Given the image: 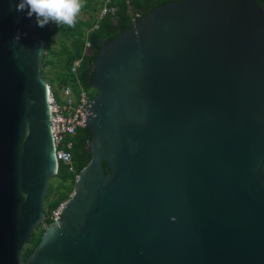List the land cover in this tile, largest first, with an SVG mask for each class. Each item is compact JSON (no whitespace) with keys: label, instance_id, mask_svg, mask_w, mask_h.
<instances>
[{"label":"water","instance_id":"obj_1","mask_svg":"<svg viewBox=\"0 0 264 264\" xmlns=\"http://www.w3.org/2000/svg\"><path fill=\"white\" fill-rule=\"evenodd\" d=\"M17 2L0 0V264H264L259 2L171 0L99 40L91 158L24 262L58 167L44 42Z\"/></svg>","mask_w":264,"mask_h":264},{"label":"trees","instance_id":"obj_2","mask_svg":"<svg viewBox=\"0 0 264 264\" xmlns=\"http://www.w3.org/2000/svg\"><path fill=\"white\" fill-rule=\"evenodd\" d=\"M104 1L86 0L85 6L79 14L76 26L72 28L57 26L51 22L41 28L37 25L34 16V32L44 42V55L41 60L42 75L48 82L51 92L57 101H61L62 87L67 84L76 86L75 81L77 80L85 90H90L93 75L91 65L93 64L94 55L99 49L100 39L107 41L117 36L122 29L130 27L140 10L143 15L148 10L171 0H109V6H114L115 12L107 13L98 19V13ZM257 1L264 9V0ZM95 23H97L98 27L92 29ZM86 41L90 44L89 48H93L92 55H85ZM76 59L81 60L75 77V75L70 73V67ZM49 69L54 70L55 76L53 78H49L48 76ZM95 93V90L91 91L89 97L92 98ZM90 137L88 129L82 127L71 139L73 142L72 162L75 167V173H79L91 158L86 148V142ZM104 167L107 172L106 165ZM56 176L58 177L57 183L50 184L48 192L44 196V203L46 202L47 205V210L44 211L47 217L44 223L35 228L31 233L28 244L24 245L20 254L22 262L26 260L39 242L44 228L52 222L50 211L59 202L66 200L74 189V174L67 172L60 165L57 174L53 177Z\"/></svg>","mask_w":264,"mask_h":264},{"label":"built area","instance_id":"obj_3","mask_svg":"<svg viewBox=\"0 0 264 264\" xmlns=\"http://www.w3.org/2000/svg\"><path fill=\"white\" fill-rule=\"evenodd\" d=\"M114 12L115 7L109 6V0H105L98 13V19L102 18L107 13ZM97 27L98 25L95 23L92 29ZM89 46V42L86 41L85 47ZM80 60L81 59H76L70 67V73L75 75V77L77 75V67L80 64ZM75 82L77 84L76 86L67 84L62 87L61 101H57L50 91L49 105L51 114V133L54 141L57 167L59 169L61 165L67 172L74 174V180L76 181L78 179V173H75V167L72 162L73 142L71 139L80 128L85 127L84 122L86 121V115L84 111L91 98L88 92L79 84L78 80ZM66 200L59 202L58 205L50 211V219L52 221L60 218Z\"/></svg>","mask_w":264,"mask_h":264},{"label":"clouds","instance_id":"obj_4","mask_svg":"<svg viewBox=\"0 0 264 264\" xmlns=\"http://www.w3.org/2000/svg\"><path fill=\"white\" fill-rule=\"evenodd\" d=\"M85 2L86 0H18L15 10L26 11L29 18L35 16L36 23L41 28L50 22L72 28L76 26ZM21 35L19 32L16 34L14 43L19 41Z\"/></svg>","mask_w":264,"mask_h":264},{"label":"rangeland","instance_id":"obj_5","mask_svg":"<svg viewBox=\"0 0 264 264\" xmlns=\"http://www.w3.org/2000/svg\"><path fill=\"white\" fill-rule=\"evenodd\" d=\"M48 76H49V78H53L55 76V73H54L53 69H49ZM57 181H58V177L57 176L53 177V178L50 179L49 185L50 184L53 185L54 183H57ZM46 208H47V205H46V202H45V203H43V209L46 211L47 210Z\"/></svg>","mask_w":264,"mask_h":264},{"label":"flooded vegetation","instance_id":"obj_6","mask_svg":"<svg viewBox=\"0 0 264 264\" xmlns=\"http://www.w3.org/2000/svg\"><path fill=\"white\" fill-rule=\"evenodd\" d=\"M93 90H94V89L91 87L90 90L87 89L86 91L88 92V94H90L91 91H93ZM86 144H87V142H86ZM86 148H87V146H86Z\"/></svg>","mask_w":264,"mask_h":264}]
</instances>
